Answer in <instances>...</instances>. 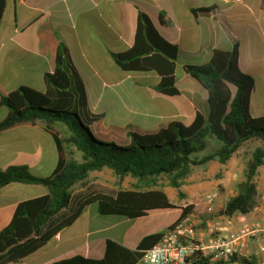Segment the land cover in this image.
Wrapping results in <instances>:
<instances>
[{"label": "crops", "instance_id": "crops-1", "mask_svg": "<svg viewBox=\"0 0 264 264\" xmlns=\"http://www.w3.org/2000/svg\"><path fill=\"white\" fill-rule=\"evenodd\" d=\"M142 16L149 18L162 36L180 50L175 71L178 97L161 94L158 73H125L115 62L114 54L133 48ZM236 44L241 71L255 80L250 115L264 117V0H7L0 27V103L2 97L22 87L46 92V77L54 74L63 45L74 69L71 75L79 79L92 114L101 118L90 123L92 133L104 142L127 146L130 134L154 135L172 122L190 125L198 112L206 115L209 93L184 68L204 66L215 51H232ZM8 114V109L0 105V123ZM46 134L52 135L42 122L2 132L0 159L11 156L15 141L22 138L25 142L35 139V146L43 148L42 137ZM40 154L37 149L36 157ZM11 166L17 165L5 169ZM260 179L263 184L258 191L263 193V173ZM163 191L176 209L137 220L103 219L98 207L93 212L85 209L71 227L16 264H52L76 255L103 258L108 241L135 251L144 238L165 235L181 219L186 206ZM46 194L48 190L40 185L4 187L0 192V232L12 222L21 202ZM86 199L75 200L72 195L63 214ZM218 200L219 196L216 204ZM219 222L222 223L220 218L207 216L197 227V237L209 238V229Z\"/></svg>", "mask_w": 264, "mask_h": 264}, {"label": "trees", "instance_id": "trees-1", "mask_svg": "<svg viewBox=\"0 0 264 264\" xmlns=\"http://www.w3.org/2000/svg\"><path fill=\"white\" fill-rule=\"evenodd\" d=\"M6 6L7 0H0V27ZM179 55L178 46L164 38L149 18L142 16L133 48L113 57L125 73H158L161 94L175 98L180 95L175 75ZM73 71L68 63V50L62 45L56 70L46 77V92L22 87L1 99L0 105L9 114L0 123V134L18 125L42 122L54 137L58 164L50 177H37L28 166H11L0 171V192L11 184L40 185L48 190V194L16 207L12 222L0 232V264L20 263L37 253L71 227L91 204L97 205L102 217L130 220L176 209L163 190L155 189L161 178H167L170 186L179 190L194 167L212 161L226 165L247 142L258 141L261 146L247 163L236 194L219 214L247 215L253 211L260 199L256 176L264 166V117L250 115L255 80L240 69L238 44L232 51H215L204 66L184 68L209 93L206 115L198 112L190 125L172 122L154 135L130 134L131 142L127 146L103 142L94 136L89 125L101 118L90 111L79 79L71 75ZM56 125L64 126L67 138H61L54 130ZM209 139L219 141L222 147L198 157L210 147ZM68 146L81 154L82 161L68 158ZM104 169L113 171L120 180L134 179L133 189L120 190L114 196L101 193L87 196L77 209L63 214L69 208L73 188L88 179L91 172ZM198 202L195 199L182 209L178 223L192 215L201 221L207 219V205ZM163 237L164 234L148 236L135 251L108 241L103 258L76 255L52 264H137L144 252L160 243ZM228 264H256V260L235 257Z\"/></svg>", "mask_w": 264, "mask_h": 264}, {"label": "rangeland", "instance_id": "rangeland-1", "mask_svg": "<svg viewBox=\"0 0 264 264\" xmlns=\"http://www.w3.org/2000/svg\"><path fill=\"white\" fill-rule=\"evenodd\" d=\"M55 128L59 130L60 135L62 136L61 138L68 137V133L64 126L56 125ZM22 139L23 140L19 142L15 141L14 144L12 136V144H14L12 146V155L9 157L4 156V158L0 159V171L4 170L9 165H27L32 174L37 177H50L53 175L58 164V152L55 147L54 137L50 134L43 136V148H37L35 146L37 144L35 139H29L28 142H25L24 138ZM209 142L210 147H208L205 152L198 154V157L201 158L209 155L213 151L222 147V143L215 139H209ZM2 143L4 142L0 140V145ZM260 146L261 143L258 141L247 142L232 158L229 167L227 166L228 164L222 165L218 161L194 167L192 174L184 181L179 190L172 188L169 184V180L165 177L159 180L155 189L166 190L171 193L173 197H176L178 202L183 203L186 207L191 205L195 198H199L200 200L207 194H218L219 200L217 203V210L220 212L222 210V207L220 206H224L226 202L236 194L237 187L243 179L247 163L251 159L254 151ZM37 149L41 150V154L36 157L35 153ZM67 153L68 158L75 159L78 162L82 161L81 154L78 153L74 147L68 146ZM261 173L264 174V166L259 169L258 175L256 176L258 187H262L263 184V180L260 179ZM135 183L136 181L130 177L120 180L113 171L110 169H104L102 171L91 172L88 179L77 184L73 188L72 195L75 200L79 197H87L99 193L114 196L120 190L133 189ZM259 194L261 198L262 193H260V191ZM85 209H88L89 212H93L94 210H97V205L91 204L85 207L84 210ZM102 218L110 219L117 217Z\"/></svg>", "mask_w": 264, "mask_h": 264}, {"label": "built area", "instance_id": "built-area-1", "mask_svg": "<svg viewBox=\"0 0 264 264\" xmlns=\"http://www.w3.org/2000/svg\"><path fill=\"white\" fill-rule=\"evenodd\" d=\"M217 199L218 194L210 193L198 202L207 205V216L222 221L211 226L209 238L197 237L196 230L202 221L192 215L193 219L188 217L175 224L160 243L145 251L142 261L145 264H228L236 257L264 264V192L247 215L219 214Z\"/></svg>", "mask_w": 264, "mask_h": 264}]
</instances>
